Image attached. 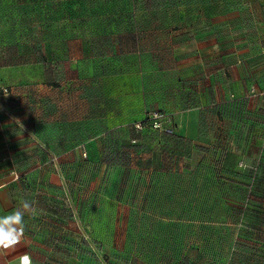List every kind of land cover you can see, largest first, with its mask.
Segmentation results:
<instances>
[{"label": "rangeland", "instance_id": "374dc122", "mask_svg": "<svg viewBox=\"0 0 264 264\" xmlns=\"http://www.w3.org/2000/svg\"><path fill=\"white\" fill-rule=\"evenodd\" d=\"M184 2L0 0V84L7 89L0 88V145L8 144L0 166L79 164L62 168L61 180L99 179V196L134 197L124 226L133 244L152 240L147 252L138 246L143 258L264 264V140L228 139L225 117L201 105L200 92L186 93L196 106L176 107L171 34ZM145 46L151 59L138 60ZM166 100L175 106L166 108ZM42 107L59 123L43 119ZM155 111L166 113L164 129L137 133L136 124ZM98 142L100 163L89 169L87 148ZM235 146L246 151L237 164Z\"/></svg>", "mask_w": 264, "mask_h": 264}, {"label": "crops", "instance_id": "0c3cea01", "mask_svg": "<svg viewBox=\"0 0 264 264\" xmlns=\"http://www.w3.org/2000/svg\"><path fill=\"white\" fill-rule=\"evenodd\" d=\"M178 12V23L173 25L176 34H171L177 39L172 58L179 61L181 93L176 107L196 106L193 98L187 100L186 93L200 92L201 100H197L201 105L225 117L224 133L228 139L264 140V0H195L179 5ZM145 34L146 39L142 40L147 45L151 34ZM138 51L145 54L138 56V60L151 59L147 54L153 51L147 46ZM3 74L0 76L6 80ZM255 87L256 97L251 96ZM172 102L166 100L163 106H175ZM42 108L43 119H50L51 125L59 123L58 118L51 116L50 108ZM251 116H257V122ZM7 121L4 120V126ZM1 138L9 141L8 136ZM101 149L99 142L88 146L92 163L87 168H94V162L99 164ZM237 150V146L231 148V155L236 157L234 164L246 152L242 148L240 153ZM7 151L8 144H1L0 154ZM36 160L4 170L6 166H0V215L14 210L20 198L34 201L36 209L34 214L25 215L27 227L21 244L0 254V264H20L22 256L30 257L31 264H179L176 259L155 262L138 254V246L145 244L147 252L152 240L133 244L129 229L124 226L137 199L104 193L99 196V179L61 180L62 168L73 172L79 164H46ZM18 170H25L26 176L18 174ZM150 213L149 217L154 219L153 212ZM161 218L181 217L162 214Z\"/></svg>", "mask_w": 264, "mask_h": 264}, {"label": "clouds", "instance_id": "9594fccd", "mask_svg": "<svg viewBox=\"0 0 264 264\" xmlns=\"http://www.w3.org/2000/svg\"><path fill=\"white\" fill-rule=\"evenodd\" d=\"M34 201L20 198L18 206L6 215H0V254L15 250L21 244L26 231V214H34ZM20 264H31L28 256L20 258Z\"/></svg>", "mask_w": 264, "mask_h": 264}, {"label": "built area", "instance_id": "2783aa9c", "mask_svg": "<svg viewBox=\"0 0 264 264\" xmlns=\"http://www.w3.org/2000/svg\"><path fill=\"white\" fill-rule=\"evenodd\" d=\"M0 88H2V90L5 89V91H7V89L4 86H2L1 84H0ZM252 92L255 93V95H256V93H257L256 87L253 88ZM165 114L166 113H162V112H158V111L149 113L146 116L144 121L138 122L136 124L137 130H139V131L143 130L146 126H151L152 128H154L156 130L164 129V124H165L164 118L166 116ZM83 155L87 156V152L84 151Z\"/></svg>", "mask_w": 264, "mask_h": 264}, {"label": "trees", "instance_id": "16d2710c", "mask_svg": "<svg viewBox=\"0 0 264 264\" xmlns=\"http://www.w3.org/2000/svg\"><path fill=\"white\" fill-rule=\"evenodd\" d=\"M183 1H185L184 3H191V2H194L195 0H183ZM52 6V5H51ZM69 5L67 4V3H65L64 5H63V7L61 8L62 10H66L67 9V7H68ZM71 7V6H70ZM52 11V10H51ZM54 24H55V26H59V27H67V26H69V20H55V22H54ZM145 119H142L141 121H144ZM140 121V122H141ZM56 125V124H55ZM58 126V125H57ZM147 130H156V129H154V128H152L151 126H146L143 130H137V128H136V126H135V131L137 132V133H144V132H146ZM134 142L136 141H138V139H134L133 140ZM94 163H96L97 164V162H94ZM100 163V162H99ZM129 237H130V235H129ZM130 240H131V238H130Z\"/></svg>", "mask_w": 264, "mask_h": 264}]
</instances>
